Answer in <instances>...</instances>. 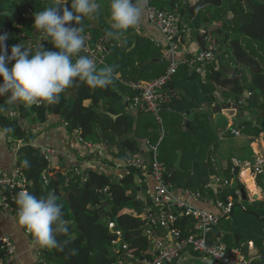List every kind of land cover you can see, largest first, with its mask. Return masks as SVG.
<instances>
[{"label":"crops","instance_id":"crops-1","mask_svg":"<svg viewBox=\"0 0 264 264\" xmlns=\"http://www.w3.org/2000/svg\"><path fill=\"white\" fill-rule=\"evenodd\" d=\"M234 1L223 0L224 3L221 7H203L191 18L187 15L180 16L178 7L175 6L173 13L176 14L179 22L187 26L180 39L181 53L176 56V59H191L195 54L202 51L198 34H203V32H207L208 47L215 46L218 53L220 49L225 48L227 44H225L226 34L233 33V36L235 34L231 30L236 25L233 22L234 13L232 12ZM97 2L100 4V10L93 17H87L90 22L89 28L99 31V33H94L95 37L98 38V41L94 38V49L100 45L104 46L103 60L96 66L97 68L106 65L111 66V63L108 62L111 49L117 48L124 53L121 54L125 59L123 63L128 62L123 68H118L113 59L114 79L107 87L118 92V96L111 98L112 103L110 105L115 111L121 110L119 116L127 115L131 119L132 133L128 138L136 140L140 152L134 155L126 152L128 157H122L120 138L118 136L114 138L112 132H109L108 138L104 139L103 143H94V146L102 148L103 159L99 160L95 153L94 156H90L86 145L80 141V137L74 132L67 131L60 116H50L48 121L40 126L34 127L26 124L29 127L27 133L33 135L32 146L37 150L43 147L54 148L56 154L53 157L52 169L54 172H60L63 175L69 174L67 182L71 183V177L74 179V177H78L80 172L84 173L94 169L117 178L119 173L115 170V165L130 156L134 157L141 154L146 157L149 155L150 146L147 145L149 141L151 146H158L159 162L169 168V170L166 169V174L169 172L168 185L174 194L196 208L220 215L223 218H226V215H224L223 210L218 208V203L231 202L235 207L240 205V207H236L240 208L238 224L232 225L230 223L234 222L232 219H222L220 226L210 234L211 240H218L230 248L243 246L246 255L252 262L260 260L264 256V226L260 223L264 220V110L249 104L250 92L246 91L239 99L231 95L232 84H229L227 88L218 87L211 96H203L204 90L195 82L197 89L193 90L190 96L182 87L174 86L175 90L184 91L185 94L171 93L170 89L171 95H179L181 98L178 96L177 102L174 104L172 100L176 97H173L171 103L166 104L160 110L161 122L153 114L135 109L133 99L139 94V90L133 88L131 83H148L156 80L162 69L167 70L172 56L165 57V37L150 23L145 8L139 23L134 28L128 29L118 37L106 38L105 33L110 30L100 23L103 19L101 11L108 14L106 20L112 23L110 0H97ZM197 2L198 0H189L191 6L196 5ZM231 2L233 3L230 4ZM243 6L245 9L247 8L246 0L243 1ZM195 18L198 22L194 20ZM92 26L93 28H91ZM147 40L152 42L154 49L153 52L149 53V56L146 54V45L148 44H145L136 56L126 58L127 54L132 52L140 41L145 42ZM82 55H85L83 50ZM121 60L122 58L119 57L117 62L120 63ZM219 61L220 57L218 56L214 66H218ZM145 67L149 71L143 75L142 80H138ZM186 67L188 66L186 65ZM188 69L186 72L189 75L196 73L203 83L207 82V77H202L189 67ZM245 75L248 74L243 71L236 77L244 78ZM175 81L180 83L177 78ZM242 81L243 79L241 83ZM251 90L253 91V88ZM232 101L244 102V105L248 106L249 112H252V121L241 126H235L230 118L221 114V111L224 110L223 106ZM107 103L106 99H101L96 106L99 114H101L100 121L103 124L108 120L105 115H108ZM234 109L236 111L237 108L234 107ZM249 112H237L236 115L244 117L250 115ZM109 114L111 118L115 117L110 112ZM187 122H190L189 127H186ZM234 131H240V135H235ZM168 135L172 138L171 144H168L167 148H162ZM121 140L126 139L123 137ZM26 144L23 140L18 141L6 136L0 128V170H12L19 161L21 148ZM161 149L162 153L160 154ZM162 154L165 157V162L160 160ZM179 154H181L180 169L174 167ZM89 162H91L90 166L88 165ZM260 167L262 174L258 173ZM220 170L224 175V185L221 183ZM145 176L146 178L137 181L142 184L146 183L147 186L146 191L143 190L139 194L142 202L146 201L149 193L151 194L157 184L153 178L149 177V170ZM170 178H175V180H170ZM235 181L238 185L244 186L248 196L247 201L243 200L241 192L237 188L231 187ZM71 192L72 190L69 193ZM250 212L255 213L256 216ZM192 226L193 220H190L187 228L191 229ZM0 234L11 238L17 246L14 264H33L35 262L36 253L39 249L38 244L33 236L26 234L25 228L18 222L17 214L0 212ZM164 235L165 231L158 232V237ZM152 243L153 241H151L150 246L153 249ZM195 256L199 257L200 255ZM181 262L182 264H202L189 257L184 258ZM123 263L134 264L131 260H124ZM261 264L264 262L261 261Z\"/></svg>","mask_w":264,"mask_h":264},{"label":"trees","instance_id":"trees-1","mask_svg":"<svg viewBox=\"0 0 264 264\" xmlns=\"http://www.w3.org/2000/svg\"><path fill=\"white\" fill-rule=\"evenodd\" d=\"M149 1L157 9L172 13L175 6H177L180 16L187 15L189 18L203 7H221L224 3L223 0H198L196 5L191 6L189 0ZM243 1H234L232 12L234 13L233 22L236 25L231 30L235 34L234 36L233 33L226 34V47L220 49L219 53L217 51V57H220L219 65L212 67L211 73L207 75V82L203 83L196 73L189 75L187 73L188 67L186 65L181 66L166 89L170 101L164 103L162 108L166 104H170L173 97H176V99H173L172 102H177L179 95H171L170 87H182L190 96L192 91L197 89L195 82L204 90L203 96H211L218 87L227 88L229 84H232L230 88L231 95L239 99L246 91L250 92L249 104L264 110V48L256 49L250 46L248 40H246V37H248L255 41L264 42V0H246V9L243 6ZM53 2L54 0H0V32L9 34V39L6 42L9 46V54L11 45L17 43L22 46H30L35 51L38 42H40L45 44L46 48L55 50L52 44L48 42L47 36L42 32L38 33L33 25L34 14L44 10ZM70 3L71 0H68V7H70ZM17 8L22 9L20 16L14 14V9ZM24 14L26 17H23ZM194 20L198 22L197 18ZM77 26L83 27L85 33H91L92 42L94 38L98 41L94 33H99V31L89 28L90 22L87 17H84ZM206 33L198 34V41L202 50L208 49ZM43 36L44 38H42ZM145 44H148L146 45V54L149 56V53L153 52L154 49L152 48V42L147 40L145 42L140 41L136 48L127 54L126 58L136 56ZM92 47L94 48V42ZM121 54L124 53L120 49H111L108 56V62L111 63V66L114 59L118 68L124 67L128 61L123 63L125 59ZM157 56H159L158 53ZM119 57L122 58L120 63L117 62ZM147 71L149 69L145 67L138 80H142ZM164 71L165 68L158 76L162 75ZM243 71L248 75H245L244 78L240 77L241 79L236 77ZM175 78L180 83L174 82ZM8 95H0V128L3 132L4 129H9V131L4 132L6 136L27 143L20 150L17 164L29 180V193L37 198L47 197L48 195L55 196L57 202L62 206L63 217L66 222L67 231L56 233L57 245L44 250L48 262L51 264H116L119 260L130 261L125 258L126 251L113 246V242L117 238L109 229V223L113 221L126 232L128 249L135 261L144 257L153 258L155 252L150 246L151 240L146 233L145 221L142 218L143 212L149 203L142 202L139 198V194L147 189L146 185L137 182L144 178L141 171L131 169L124 178L115 180L111 175L101 173L95 169L87 170L81 178L74 177L77 180L71 177L72 182L68 183L67 180L70 175L54 172L40 155L39 150L32 146L33 135L27 133L29 129L26 126L27 123L29 126H40L47 122L50 116H60L67 131L73 133L80 130V137L85 142L103 143V140L108 138L109 132H112L114 138L116 136L120 138L121 156L125 158L127 156L126 152L134 155L140 151L136 140L128 138L132 133L131 119L127 115L119 116L121 110L115 111L110 105L112 103L111 98L118 96V92L108 87L92 88L77 79L72 86L60 94L59 102L54 104L43 101L37 104H26L20 100L9 103ZM179 97L181 98V96ZM101 99L108 101L106 105L108 115L105 114L108 120L104 124L101 123V114L96 109ZM11 112H16L17 115L12 118L10 116ZM109 112L115 117L111 118ZM123 137L126 140L122 141L121 138ZM150 156L149 154L146 157L150 158ZM25 159L29 160L30 167L22 166L21 162ZM160 160L165 162L163 154ZM163 166L169 170L165 164ZM46 170L49 171L50 175L48 185H45L43 180V174ZM170 180H175V178H170ZM107 187L109 190L104 192ZM72 188L74 190L71 192L70 199H67L66 196ZM69 203H72L76 208V214L72 212ZM105 203H109L113 208V214L108 215L106 223L103 222L102 218V214L105 212L103 207ZM15 206L18 208L17 203ZM238 215L239 209L235 207L233 215L229 218L234 221L230 222L232 225L238 224ZM189 221L187 218L182 220L178 228L182 231L187 230ZM260 223L264 226V220ZM243 250L245 252V248ZM261 261L264 262V256L260 260L251 261V264H258L259 262L261 264Z\"/></svg>","mask_w":264,"mask_h":264},{"label":"built area","instance_id":"built-area-1","mask_svg":"<svg viewBox=\"0 0 264 264\" xmlns=\"http://www.w3.org/2000/svg\"><path fill=\"white\" fill-rule=\"evenodd\" d=\"M144 8L150 23L165 37V57L172 56V59L167 70L156 80L148 83H131L133 88L139 90V94L133 99V107L139 111L153 114L161 122L159 113L162 105L170 101L166 89L169 87L172 78L178 73L180 66L187 65L205 78L211 73L212 67H214L218 50L212 45L207 50L198 52L191 59H176V56L181 53L180 39L185 33L187 26L178 21L176 14L157 9L150 4L149 0H146ZM23 17H26V15L24 14ZM84 34L86 35V41L83 53L92 59L95 64L101 63L104 46L100 45L94 49L90 46L93 40L91 33L84 32ZM16 115V112L10 113L12 118ZM74 133L80 137V130H76ZM234 134L239 136L240 131H234ZM80 141L86 145L90 156H94L95 153L99 160L103 159L104 152L101 147L94 146L91 142H85L81 137ZM147 145L150 146V158L141 154L130 157L116 164L115 170L119 173L117 179L124 178L131 169L141 171L146 178L145 174L149 170V177L157 182L154 190L151 194L149 193L145 201V203L148 202L149 204L146 206L142 216L145 221L146 233L150 240L153 241L152 245L155 254L153 258L144 257L135 261L133 255L129 252L127 243L123 242V232L114 221L109 223V229L117 236L113 246H119V249L126 251L125 258L132 262L135 261L136 264H174L186 258L185 252L187 251L203 255L221 264H251V260L245 254L243 246L229 248L219 241L211 240L210 234L215 228L220 226L222 217L197 209L180 196L174 194L170 190L169 185L166 186L165 184L166 168L158 160V146H151L149 141ZM39 152L52 169V161L56 150L52 147H43L39 149ZM88 165L90 166L91 162ZM261 170L262 168L260 167L258 173L262 174ZM82 174L80 172L78 176ZM49 177V171L46 170L43 174L45 185H48ZM29 185L26 174L18 167V164L10 171L0 170V212L17 214L18 208L15 206L17 194L22 190L29 192ZM141 185H146V183ZM108 190L109 188L107 187L104 192ZM218 208L223 210L224 215L229 219L233 213L234 204L231 202H220L218 203ZM186 218L193 220V226L191 229L182 231L178 228V225ZM159 231H165V235L163 237L156 236ZM25 232L27 235L32 236L26 229ZM38 248L33 264H51L45 258L44 250L46 247L38 244ZM16 253L17 246L14 241L8 236L0 234V264H14ZM116 264L124 263L119 260Z\"/></svg>","mask_w":264,"mask_h":264},{"label":"clouds","instance_id":"clouds-1","mask_svg":"<svg viewBox=\"0 0 264 264\" xmlns=\"http://www.w3.org/2000/svg\"><path fill=\"white\" fill-rule=\"evenodd\" d=\"M145 3L146 0H110L112 30L106 31L105 37H118L134 28ZM67 5L68 0H54L53 4L34 14V27L38 33L47 36L55 50L40 42L35 51L17 43L11 45L9 54L6 43L9 34L0 32V95L9 94V103L16 100L26 104L58 103L60 94L77 79L92 88H105L112 83L115 66L97 68L92 59L80 54L85 47L86 35L83 27L77 25L84 17L91 18L98 13L100 4L97 0H71L70 7ZM7 131L9 129H4ZM21 163L23 167H30L27 159ZM16 203L19 224L42 247H55L58 243L56 233L67 231L62 206L55 196L37 198L22 190L17 194Z\"/></svg>","mask_w":264,"mask_h":264},{"label":"water","instance_id":"water-1","mask_svg":"<svg viewBox=\"0 0 264 264\" xmlns=\"http://www.w3.org/2000/svg\"><path fill=\"white\" fill-rule=\"evenodd\" d=\"M91 28H93V26ZM172 92L185 94L184 91L175 90L174 87H171V93ZM234 107L237 108L236 111H235ZM223 108H224V110L221 111V114L226 115L228 118H230L235 126H241V125H243V124H245L247 122L252 121V112H249V108H248V106L244 105V102H241V101L228 102L225 106H223ZM244 111H248L250 113V115H246L244 117H239V116L236 115L237 112H244ZM186 114L189 115V113H186ZM189 126H190V122H187L186 123V127H189ZM180 162H181V154H179L178 160H177V162H176L174 167L180 169L181 168L180 167ZM219 168L221 169L220 165H219ZM219 173H220L221 183L224 185L225 181H224L223 172L220 170ZM168 176H169V172H167V174L165 175V178H164L166 186H168V184H169ZM114 179L117 180V178H114ZM231 187L232 188H237L241 192L243 200H245V201L248 200L247 192H246L244 186H242L241 184L238 185L237 181H235V182H233ZM73 190H74V188H72V191ZM70 195H71V193L67 194V196H66L67 199H70ZM69 207L71 208L72 212L74 214H76V208L74 207V205L72 203H69ZM103 207L105 208V212L102 214V218H103V222L106 223L108 215H112L113 214V208H112V205H110L109 203H105ZM236 207H240V205H237ZM233 209H235V206H234ZM250 214L256 216L255 213L250 212ZM231 215H233V213ZM115 221H117V220H115ZM119 229L123 232V242H126L127 241L126 240V235H127L126 232L120 227H119ZM46 248H49V247H46ZM185 256L191 258L192 260L199 261L202 264H221V263H219L217 261H214L212 259H205L204 257H200V256L197 257V256L193 255L189 251L185 253ZM177 264H182V262L179 261V262H177Z\"/></svg>","mask_w":264,"mask_h":264},{"label":"rangeland","instance_id":"rangeland-1","mask_svg":"<svg viewBox=\"0 0 264 264\" xmlns=\"http://www.w3.org/2000/svg\"><path fill=\"white\" fill-rule=\"evenodd\" d=\"M21 11H22L21 8L14 9V14L17 16H20ZM101 13L100 14H101V16H103V19L100 21V23L103 24L108 30L111 31V29H110L111 23L109 22V20H106L108 18V17H106V15H108V14L105 11H101ZM239 36H241V35H239ZM246 40H248V43L250 44V46H253L256 49L264 48V42L255 41V40L249 39L248 37H246ZM92 45H93V43L91 42L90 46L92 47ZM101 67H103V66H100L99 68H101ZM255 132L257 133V131H255ZM229 138H231V137H229ZM171 141H172V138H170L168 135L166 138V142L164 143V146L162 148H165V147L167 148V145L171 144ZM161 153H162V149L160 150V154ZM78 177L81 178L80 176H78ZM74 180H77V179L75 178ZM241 205H243V204H241ZM245 205H247V202H245ZM197 209H200V208H197ZM237 209L240 210V208H237ZM200 210H203V209H200ZM133 263L135 264V261H133Z\"/></svg>","mask_w":264,"mask_h":264}]
</instances>
